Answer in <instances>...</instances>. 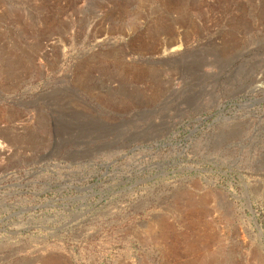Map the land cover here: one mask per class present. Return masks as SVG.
I'll return each instance as SVG.
<instances>
[{"label": "rangeland", "instance_id": "374dc122", "mask_svg": "<svg viewBox=\"0 0 264 264\" xmlns=\"http://www.w3.org/2000/svg\"><path fill=\"white\" fill-rule=\"evenodd\" d=\"M0 140L79 223L0 264H264V0H0Z\"/></svg>", "mask_w": 264, "mask_h": 264}, {"label": "built area", "instance_id": "2783aa9c", "mask_svg": "<svg viewBox=\"0 0 264 264\" xmlns=\"http://www.w3.org/2000/svg\"><path fill=\"white\" fill-rule=\"evenodd\" d=\"M3 148V162L14 154L6 143ZM0 162V242L16 244L24 235L36 234L47 243L64 244L79 223L59 224L51 212L38 213V200L57 194L63 178L57 171L68 168L64 161L55 159L37 165L6 167ZM73 179L68 182L73 184ZM55 188V189H54ZM74 234V233H73ZM74 236V235H73ZM75 240V239H70Z\"/></svg>", "mask_w": 264, "mask_h": 264}, {"label": "bare ground", "instance_id": "6f19581e", "mask_svg": "<svg viewBox=\"0 0 264 264\" xmlns=\"http://www.w3.org/2000/svg\"><path fill=\"white\" fill-rule=\"evenodd\" d=\"M2 153H3V152L0 150V155H1ZM214 242H215V241H214ZM206 246H207V245H206ZM207 247H208V246H207ZM203 248H204V247H203ZM205 248H206V247H205ZM212 250H213V249H212ZM203 251H204V250H203ZM204 252H205V251H204ZM208 252H209V251H208ZM210 253H211V252H210ZM177 255H178V254H177ZM200 255H201V253H200ZM208 255H209V254H208ZM175 256H176V255H175ZM201 256H202V255H201ZM207 257H209V256H207ZM205 258H206V257H205ZM205 258H204V259H205ZM204 259H203V260H204ZM194 260H195V259H194ZM194 260H193V261H194ZM199 260H200V259H199ZM203 260H202V261H199L198 264H202V263H203ZM197 261H198V259H197ZM178 262H179V261H178ZM195 262H196V261H195ZM52 264H53V263H52Z\"/></svg>", "mask_w": 264, "mask_h": 264}]
</instances>
